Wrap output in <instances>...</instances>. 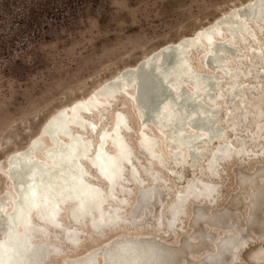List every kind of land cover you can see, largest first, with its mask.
Here are the masks:
<instances>
[{"label":"bare ground","instance_id":"obj_1","mask_svg":"<svg viewBox=\"0 0 264 264\" xmlns=\"http://www.w3.org/2000/svg\"><path fill=\"white\" fill-rule=\"evenodd\" d=\"M263 17L264 0H248L232 6L212 21L197 28L192 34L182 36L174 42H166L140 58L135 64L123 67L110 79L94 88L87 96H81L82 98L59 107L50 114L26 146L11 152L4 160L5 166H0L1 175L9 182L12 181L10 183L12 191L6 192V201L0 199V264H44L47 256L58 254L62 250L58 244L49 243L48 239L61 235L68 248L73 249L83 240V231L86 229H81V226L87 227L86 236L90 234L99 236L107 233L110 229L129 225L130 220L132 223H137L155 195L162 190H167L158 181L163 178L160 169L152 171L150 168L153 169V167L150 166L156 164L158 167H165V162L174 158V164L182 171L181 168L184 167L186 161L197 163L201 157L204 158L203 149L196 148V144L200 141L210 144L212 139L216 137L219 139L210 149L203 164L202 174L209 178H222L220 169H223L224 163L231 157L246 160L247 157L257 154L254 149H249V146H246V142L249 140L255 142L264 134V107L261 106L258 95L255 93L249 96L247 93L250 87L249 83L245 85L247 80L238 79L240 72L238 67L237 69L231 68L228 72L231 81L229 80L222 87V91H220L222 94L215 97L211 111L215 115L221 108L226 109L225 105L233 101L235 104L239 103L236 108L226 109L222 122L227 125V130L232 132H234L231 128L232 125L237 126L236 129H240L239 126H241L242 130L249 129L250 131H247L246 134L236 132L234 139L231 136L226 137L223 132L225 127L219 126L220 121L215 118L216 115L203 113L194 117L196 114L193 116L190 114L192 107H202L205 104L204 99L199 97L197 89L208 88L214 80L211 76L205 75L206 73L203 74L204 72L201 73L200 70L195 69L192 61L188 59V54L191 52L190 54L194 57V55L199 56L202 53L200 50L192 51V48L197 47L203 38L212 42L211 46H213V42H219L223 45H221L223 49L228 47V49L238 50L236 45L238 41L241 38L245 41L248 36H241L238 40L236 33L244 26L252 24L251 22L256 20L259 21ZM254 27L256 26L254 25ZM226 30L228 33L230 32V35ZM204 49L206 51L209 47L205 46ZM250 49L252 57H255L256 60L254 64L248 65L243 72L244 76L252 74L253 71L256 73L254 69L258 67L257 58L263 59L262 57H264V48L261 44H251L248 52ZM206 52L208 53V51ZM252 57L250 61H252ZM141 65H149V68L147 66L143 70H138ZM211 67L215 66L211 65ZM263 72L257 70L256 77L262 78ZM218 76L224 80L227 74L221 76L218 73ZM137 80L139 87L136 88L138 93H136L137 91L135 93L139 95V104L150 112L151 120L155 123V130L158 133L152 135L145 131L144 126L148 127L144 120L146 113L144 114L140 110L139 121L142 120V122L141 127L137 130L139 142H137V149L152 155L149 154L147 157H153L147 161L150 166H144V171L150 177V183L148 187L145 185L146 189L138 191L131 210L133 216L126 217L124 208L128 202L129 194L134 190V185L138 184L137 181L142 176V171L137 164L138 156L126 136L131 132L129 129L132 127L122 109L115 110L112 114L111 126L106 128V125L112 100L125 97L131 105H134V101L137 99L133 101L129 96H133L135 93L128 88L133 81H135L134 83L138 82ZM259 81L261 82L260 79ZM186 83L197 85V89H194L195 87L190 90L185 89ZM198 84H201L202 87L199 88ZM204 95L205 93L202 97L205 98ZM207 96L209 97V95ZM103 116L104 120H102ZM192 121L209 123L212 126V131L208 132L201 126L200 132H194L191 129L189 131L187 125ZM99 122L100 126L97 130L94 133L91 132L89 126L94 128V125H98ZM193 127L191 126V128ZM94 136L97 138L96 144H93L92 141ZM244 137L247 139L245 140ZM191 142H197L194 147L197 151L192 150L190 154L189 151L183 150ZM192 144L194 145L191 143L189 147ZM158 145H160V149H158ZM163 147L168 149L165 150ZM202 158L201 161H203ZM261 170L263 171L264 168ZM127 179L128 182L125 181ZM242 182H246L254 188L251 194L253 204L261 205L264 201L263 186L258 184L253 175L242 176ZM217 193L218 183L214 180L197 176L188 181L182 190L174 193L172 200L163 210V215H160L164 219L165 227L172 229L171 233L173 231L180 232L181 228H178V224L175 226V223L182 219L188 199H198L205 203L214 202L213 200L218 196ZM136 211L140 212L137 216L135 215ZM197 216L200 219L206 215L200 209ZM158 227L161 226L158 224ZM140 237L123 235L104 245L101 259L92 250L85 256L73 259L68 263L171 264L173 259L182 253L181 249H169L153 239ZM243 243L234 234L226 235L220 241L219 252H232L231 258L235 260L238 257V250L244 245ZM179 248L181 247L179 246ZM260 256L257 253L251 254L252 262L258 261Z\"/></svg>","mask_w":264,"mask_h":264},{"label":"rangeland","instance_id":"obj_2","mask_svg":"<svg viewBox=\"0 0 264 264\" xmlns=\"http://www.w3.org/2000/svg\"><path fill=\"white\" fill-rule=\"evenodd\" d=\"M28 1L31 0H0V166H5L4 160L11 152L26 146L28 141L37 134L42 122L59 107L87 96L94 88L110 79L123 67L135 64L140 58L166 42H174L182 36L192 34L197 28L212 21L222 12L248 0H46V3L35 7L34 14L31 12L33 20H27L25 17L23 23L17 24V20L14 21V18L17 13L25 9ZM251 23L254 24H248L236 33L238 40L241 36H248L246 42L242 38L238 41L236 44L238 50L228 49V47L223 49V45L219 42H213L214 44L211 46L212 42L203 38L197 47L192 48V51L200 50L201 54H206L205 57L201 54L192 57L191 52L188 54V59L192 61L193 67L200 70L201 73L204 72L203 74L211 76L214 80L206 89L201 84H198L199 88L202 87L200 90L197 89V85L193 86V83L184 85L187 90L195 87L199 97L205 102L202 107L190 109L192 116L196 114L194 117H197L203 113L214 115L211 107L214 105L215 97L222 94L220 92L222 87L230 80L228 72L234 67L235 69L238 67L240 71L238 79L247 80L245 85L249 83L248 95L256 93L260 98L261 106L264 107V75L262 78L256 77L257 70L261 72L264 70V57H262L263 59L257 58L258 67L255 65L256 69H254L256 73L253 71L247 76H244L243 73L248 65L254 64L256 60L255 57H252L250 49L252 57V61H250L251 57L248 52L250 45L261 44L264 48V17ZM226 32L230 33L228 30ZM255 37L256 39H254ZM204 45L212 49L206 50L207 53ZM213 49L215 50L213 51ZM215 62H217V67ZM211 65L215 67H211ZM218 73L221 76H226V74L227 76L223 80L218 76ZM134 82L128 89L138 93L136 88L139 87V81ZM136 93L133 95L134 97L127 94L133 101L137 99L134 101V105H131L125 97L112 100L106 125V128L110 127L113 112L122 109L131 123V129H133H129L131 132H126L128 133L126 136L138 156L137 164L141 168L142 176L137 181L138 184L133 187L135 191L133 190L129 194L128 202L124 208L126 217L133 216L131 210L138 191L146 189L150 183V177L144 171V166H147V161L153 157H147L150 153H144L137 149V130L141 127L142 122V120L139 121L140 110L144 114L146 113L144 116L147 117L144 120L149 128L144 126L145 131L152 135L158 133L155 130V123L151 120L150 112L140 106L139 95ZM202 93H205V98L202 97ZM233 102L225 106L228 109L236 108L239 103ZM226 109L221 108L215 114L216 116L214 115L220 121L219 126L225 127L223 132L226 137L231 136L234 139L236 132L246 134L247 131H250L249 129L242 130L241 126H239L240 129H236L237 126L233 125L231 128L234 132L227 130V125L222 122ZM104 119L103 116L102 120ZM196 123L192 121L189 123L190 126L187 125L189 131L191 129V131L200 132L202 128L208 132L212 131L211 124ZM99 126L100 122L98 125H94V128L89 127L94 133ZM92 141L93 144H96V136L92 138ZM211 141L210 144L209 142L204 144L202 141L198 144L191 142L194 145L189 147L190 143L185 146L183 151L186 150L189 153L202 148L204 158L201 157L203 161L200 158L197 163L186 161L187 165L184 164V167L181 168L182 171L174 164V158V160H166L165 167H158L156 164L148 165L153 167V169L150 168L152 171L160 169L163 177L160 180L163 181H158L167 190H162L155 195L152 202L145 208L144 217L141 216L137 223H132L130 220L129 225L110 229L107 233L99 236L92 234L86 236L85 232L88 229L86 226H81V229H86V231L81 230L84 232L83 240L73 249L68 248L61 235L55 236L53 239L49 238V243L58 244L62 250L58 254L47 256L44 264H69L68 262L85 256L92 250L101 259L104 245L123 235L150 238L169 249H181L182 253L176 256L171 264H204V262L205 264H222L223 261V264H264V201L261 205L255 206L251 195L254 188L246 182V184L242 182V176L253 175L264 189V170H261L264 168V134L255 142L253 140L246 142V146H249V149H254L257 154L247 157L246 160L232 157L228 161L226 160L223 169H220L222 178H209L202 174L205 158L219 139L216 137ZM195 144L197 149L194 148ZM160 145H158V149L161 148ZM150 156L152 155L150 154ZM189 163L191 165H188ZM177 171L179 175L184 174L179 176ZM197 176L216 181L218 196L213 200L214 202L209 203L189 198L182 219L175 223V226L178 224V228H181L180 232L173 231L171 233L172 229L165 227L164 219L160 215H163V210L172 200L174 193L182 190L188 181ZM125 181L128 182V179ZM11 182L0 173V199L3 201H6V192L12 191ZM200 209L206 216L199 219L197 213ZM139 214L140 212L136 211L135 215ZM158 217L160 218L158 219ZM158 224L161 227H158ZM153 225L157 228L155 229ZM230 234H234L241 242H244V245L238 250V257L235 260L231 258L232 252H219L221 239ZM253 253L261 255L255 263L251 258Z\"/></svg>","mask_w":264,"mask_h":264},{"label":"trees","instance_id":"obj_3","mask_svg":"<svg viewBox=\"0 0 264 264\" xmlns=\"http://www.w3.org/2000/svg\"><path fill=\"white\" fill-rule=\"evenodd\" d=\"M44 3H46V0L28 1V3H26L25 5V9L17 13V16H15L14 21L17 20V24L23 23L25 20V17L27 20H33L31 16V12L34 14L35 7L38 5H42ZM47 4L49 5V3Z\"/></svg>","mask_w":264,"mask_h":264},{"label":"water","instance_id":"obj_4","mask_svg":"<svg viewBox=\"0 0 264 264\" xmlns=\"http://www.w3.org/2000/svg\"><path fill=\"white\" fill-rule=\"evenodd\" d=\"M165 56H166V55H165ZM147 66H148V68H149V65H144V66H143V65H141V66H139V67H138V68H139L138 70H143V69H144V67H147ZM150 66H151V65H150Z\"/></svg>","mask_w":264,"mask_h":264}]
</instances>
